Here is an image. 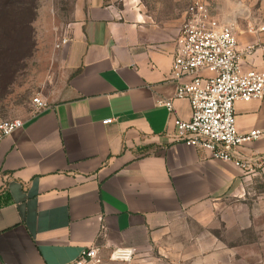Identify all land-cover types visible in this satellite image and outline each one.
Segmentation results:
<instances>
[{"label": "crops", "instance_id": "obj_1", "mask_svg": "<svg viewBox=\"0 0 264 264\" xmlns=\"http://www.w3.org/2000/svg\"><path fill=\"white\" fill-rule=\"evenodd\" d=\"M211 5L234 27L243 70H264V0ZM184 13L153 20L129 0H70L40 94L48 107L0 143V264H71L91 246L101 264L120 247L137 251L132 264L232 259L260 215L264 135L238 150L255 174L175 141V120L191 118L175 99L191 78L171 77ZM235 114L240 134L264 132V99Z\"/></svg>", "mask_w": 264, "mask_h": 264}, {"label": "built area", "instance_id": "obj_2", "mask_svg": "<svg viewBox=\"0 0 264 264\" xmlns=\"http://www.w3.org/2000/svg\"><path fill=\"white\" fill-rule=\"evenodd\" d=\"M184 15L176 40L171 77L177 82L191 78L189 83L178 86L175 95L176 100L189 101L191 118L189 121L175 120V141L209 151L214 160L232 163L244 172H251L252 161L242 158L238 150L260 139L264 132L252 130L240 134L235 104L264 99V70H243L233 25L212 16L205 0H193ZM66 43L67 40L62 39L56 48ZM253 50L248 47L246 52ZM203 71L212 76L203 77ZM32 105V116L40 115L48 107L40 96L32 100ZM159 105L173 112L172 101ZM112 122L107 120L104 124ZM23 126V119L0 117V143ZM136 255L135 249L120 247L111 251L109 260L132 264ZM71 264H101L100 249L96 246L84 249Z\"/></svg>", "mask_w": 264, "mask_h": 264}, {"label": "rangeland", "instance_id": "obj_3", "mask_svg": "<svg viewBox=\"0 0 264 264\" xmlns=\"http://www.w3.org/2000/svg\"><path fill=\"white\" fill-rule=\"evenodd\" d=\"M36 1L38 9L32 24V41L24 40L26 41L24 44L12 39L5 40V44L3 41L4 49H8L0 54L1 58L9 62L15 54L24 57L18 68L0 69V117L4 120H24L31 116L32 100L40 96L54 68L59 18L64 19L68 16L70 0ZM129 1L138 4L146 15L154 20V17L179 18L193 0ZM123 2L124 0H115L116 4L121 5ZM205 2L210 14L216 17L211 0ZM54 17L57 18L55 21ZM9 47H21V52L20 49L10 50ZM250 173L255 174L256 170H251ZM256 193H264V180L261 178L256 182ZM255 203L256 212L258 211L260 215L255 218L254 226L238 236V250L232 251V259L223 260L221 264H264V197L256 196ZM108 264L122 263L109 261Z\"/></svg>", "mask_w": 264, "mask_h": 264}, {"label": "trees", "instance_id": "obj_4", "mask_svg": "<svg viewBox=\"0 0 264 264\" xmlns=\"http://www.w3.org/2000/svg\"><path fill=\"white\" fill-rule=\"evenodd\" d=\"M37 9L36 0H0V54L8 49H4L3 41L5 44V40L12 39L20 44H24L26 42L24 40L30 41L32 39V24L36 18ZM9 48L10 50L20 49L21 52V47ZM23 60V56L15 54L7 62L0 55V69L1 67H8L9 69L18 68L20 62Z\"/></svg>", "mask_w": 264, "mask_h": 264}]
</instances>
